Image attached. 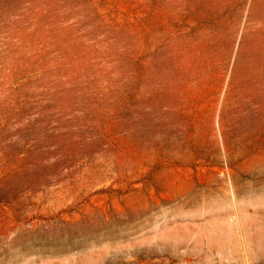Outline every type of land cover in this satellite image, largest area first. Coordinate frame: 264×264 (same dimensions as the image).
Listing matches in <instances>:
<instances>
[{
  "label": "rangeland",
  "instance_id": "374dc122",
  "mask_svg": "<svg viewBox=\"0 0 264 264\" xmlns=\"http://www.w3.org/2000/svg\"><path fill=\"white\" fill-rule=\"evenodd\" d=\"M0 264H264V0H0Z\"/></svg>",
  "mask_w": 264,
  "mask_h": 264
}]
</instances>
